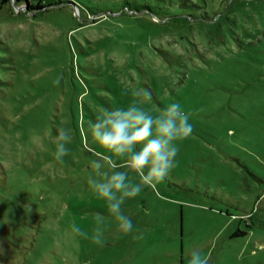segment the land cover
Listing matches in <instances>:
<instances>
[{
    "label": "rangeland",
    "instance_id": "374dc122",
    "mask_svg": "<svg viewBox=\"0 0 264 264\" xmlns=\"http://www.w3.org/2000/svg\"><path fill=\"white\" fill-rule=\"evenodd\" d=\"M64 1L0 8V264H188L193 248L264 264V0ZM135 90L150 111L178 102L193 131L122 206L133 232L109 218L99 246L72 231L108 217L87 183L102 151L89 124Z\"/></svg>",
    "mask_w": 264,
    "mask_h": 264
},
{
    "label": "clouds",
    "instance_id": "9594fccd",
    "mask_svg": "<svg viewBox=\"0 0 264 264\" xmlns=\"http://www.w3.org/2000/svg\"><path fill=\"white\" fill-rule=\"evenodd\" d=\"M53 83L59 85L60 78ZM130 94L135 99L126 108L101 107L96 120L89 124L92 141L102 151L92 150L94 159L90 161L92 172L87 183L96 196L106 202L108 217L93 213L95 226L91 234L76 223L72 231L99 246L104 244V226L109 218L116 222L120 233L133 232V222L122 206L145 187L155 189L170 174L176 165L178 143L193 131L190 114L183 111L178 102L155 112L144 107L145 101L151 99L150 92L135 90ZM71 141L69 131H58L56 160L63 163ZM188 264H210V256L193 248Z\"/></svg>",
    "mask_w": 264,
    "mask_h": 264
},
{
    "label": "trees",
    "instance_id": "16d2710c",
    "mask_svg": "<svg viewBox=\"0 0 264 264\" xmlns=\"http://www.w3.org/2000/svg\"><path fill=\"white\" fill-rule=\"evenodd\" d=\"M14 1H16L17 6H19V5L22 6V8H23L22 12L28 13V14L33 13V12H37V11L45 10L47 7H49L51 5H58V4H61L63 2L68 3V1H64V0H58V2H53L50 4L44 3L43 0H14ZM12 2H13V0H0V8L4 5H11ZM126 2H129V1L126 0ZM73 7H74V9L78 10V6L76 4H73ZM148 7H149L148 4H144L143 6H141V8L143 10H148L149 9ZM237 234H241V232H237L233 236H237Z\"/></svg>",
    "mask_w": 264,
    "mask_h": 264
}]
</instances>
